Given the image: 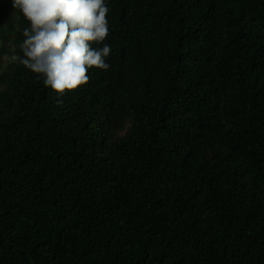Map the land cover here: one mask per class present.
Returning a JSON list of instances; mask_svg holds the SVG:
<instances>
[{"label":"trees","instance_id":"trees-1","mask_svg":"<svg viewBox=\"0 0 264 264\" xmlns=\"http://www.w3.org/2000/svg\"><path fill=\"white\" fill-rule=\"evenodd\" d=\"M105 2L58 97L0 0V264H264V0Z\"/></svg>","mask_w":264,"mask_h":264},{"label":"clouds","instance_id":"clouds-1","mask_svg":"<svg viewBox=\"0 0 264 264\" xmlns=\"http://www.w3.org/2000/svg\"><path fill=\"white\" fill-rule=\"evenodd\" d=\"M30 22L20 45L5 57L43 78L45 87L62 97L86 86L90 69L107 70L111 47L105 0H11ZM103 44V47L93 45Z\"/></svg>","mask_w":264,"mask_h":264}]
</instances>
